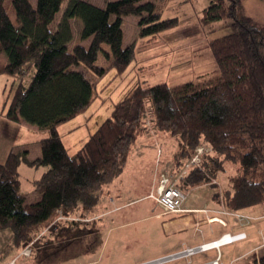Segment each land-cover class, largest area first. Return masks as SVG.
Masks as SVG:
<instances>
[{"label":"trees","instance_id":"1","mask_svg":"<svg viewBox=\"0 0 264 264\" xmlns=\"http://www.w3.org/2000/svg\"><path fill=\"white\" fill-rule=\"evenodd\" d=\"M13 5L18 25L0 0V75L19 80L2 113L49 133L40 140L37 158L29 159L28 149H18L0 162V231H12L14 247L36 250V264H57L63 260H58V250L77 246L84 233L80 222L60 226L59 212L82 215L97 209L101 192L125 171L137 141L148 132L142 125L148 105L156 130L179 140L176 166L184 165L201 143L208 144L187 184L207 181V173L219 178L232 163L238 171L223 193L227 210L246 214L244 209L264 202V23L248 13L245 0H209L204 9V23L224 21L229 27L209 42L221 71L218 77L174 85L138 81L74 154L59 126L89 109L97 98L98 79L109 69L123 74L137 59L138 42L124 43V16H141L140 36L151 39L175 28L179 18H162L155 2L142 0H113L104 6L89 0H37L36 5L13 0ZM74 18L82 21V38H91L88 47L70 46ZM101 53L111 60L108 67L97 63ZM23 162L48 167L34 182L40 194L36 201L21 190ZM44 227L55 240L39 235ZM251 264H264V254Z\"/></svg>","mask_w":264,"mask_h":264},{"label":"rangeland","instance_id":"2","mask_svg":"<svg viewBox=\"0 0 264 264\" xmlns=\"http://www.w3.org/2000/svg\"><path fill=\"white\" fill-rule=\"evenodd\" d=\"M30 1L33 5L37 4V0ZM89 1L99 6H104L108 1L113 0ZM142 1L155 2L157 12L161 14L162 18L178 17L179 24L175 28L164 31L160 36L151 39V36H140L141 16L133 14L124 16V43L126 45L133 40L138 42L137 59L123 74L116 75L114 69H109L104 76L98 79L97 98L89 109L85 113L77 115L71 121L59 126L62 139L71 154H74L88 140L90 133H93L100 123L110 115L114 102L122 99L127 91L138 81L143 80L151 85L161 82H168L174 85L187 81L200 82L211 80L221 74L213 52L209 47V42L213 38L227 33L229 27L224 26V21L212 24L204 23L202 18L209 0ZM3 3L13 22L18 25L13 0H3ZM245 4L248 13L264 23V0H245ZM60 15L61 13H59L58 17ZM112 19L114 20L115 17L113 16ZM72 27L73 39L70 46L72 47L75 44L81 43L88 47L91 38H82L81 19L74 18L72 20ZM104 48L109 50V46L106 44H104ZM2 60L4 63L7 62L8 58L5 54H2ZM110 62L111 60L106 59L103 53H101L97 63L108 67ZM34 72V67L29 70L24 78L25 83L30 81V77ZM92 78L96 79L94 75ZM18 83L19 80L10 74L0 76V90L4 87L2 94L3 102L11 101ZM151 108L148 105L147 112L142 120L144 129L148 130L147 134L136 143L130 161L121 177H118L113 183L103 189L97 209L92 212H86L82 214L83 216L80 211L69 216H63L62 212H59L57 220H61L60 226L69 224L72 220H78L80 228H83V234L85 235L80 234L83 237L77 240V243L78 241L79 243L76 247H64L57 251L56 255H59L57 256L58 260L63 259L57 264H134L181 249L185 247L183 244L192 246L204 240H214L215 236L211 235L208 230H205L203 233L184 232L176 236L167 237L162 235L163 233L159 229L162 227V222L158 218L161 216L159 212L162 207L152 197L153 188L151 186L154 171L155 169H159V177L161 173H165L171 175V179L176 180L185 164L176 166L177 157L181 153L179 140L169 133L156 130L153 121L155 116ZM73 127H76L73 133L66 135V131ZM0 137L3 141L9 139L6 140V143L10 144L12 143L11 139L27 141V130L12 127L11 125L4 126L1 125L0 121ZM28 137L30 140H33V136ZM204 145L208 146L206 143H201L197 148ZM197 148L187 158V162L195 155ZM18 149L17 147L15 148V150ZM24 149H27V147ZM237 171V165L227 163L225 169L220 172L219 178L207 173V181L196 184L197 186L188 184L189 187H193V190L189 191L191 194L187 197L186 204L191 202L201 204L204 200V195L210 187H214L218 191L222 190L224 193L225 186L228 185L230 178ZM187 178L188 175L185 176L184 181ZM32 185L27 183V171L23 170L22 191L24 190L30 200L36 196L33 188H30ZM148 194L149 196H147ZM126 202L128 204L121 205ZM257 206L260 210H264V202L257 204ZM107 210L110 211L100 214ZM218 210L216 211L222 214H230L224 212L227 209L220 208ZM166 215L170 216V213H166ZM209 215L210 210L207 209V212H205L206 218L203 220L205 224L206 222H219L225 227V232L229 231L226 222L221 217L215 216V214L213 216L210 215V217ZM196 221L199 222L200 220ZM240 221H242L240 222L242 227L249 225L246 224L245 220ZM243 222L246 223L242 224ZM200 224L195 231L200 230L202 221H200ZM165 226L168 228L167 230L172 228L170 224ZM39 235L44 237V239H56L47 227L42 228L39 231ZM11 239L12 231L10 229L0 231V264L6 261H9L8 264L12 261L13 264H36V250L32 249L30 254L24 255L22 253L23 250H19V248L12 245ZM222 252L224 260L235 257L237 255L236 244L222 247ZM216 254L217 250L211 249L192 256L191 260L182 258L165 264H191L192 261L193 263H197L214 258ZM262 254H264V249L261 252L249 253L243 259L242 257L237 258L234 264H243L245 261H251L257 255Z\"/></svg>","mask_w":264,"mask_h":264},{"label":"crops","instance_id":"3","mask_svg":"<svg viewBox=\"0 0 264 264\" xmlns=\"http://www.w3.org/2000/svg\"><path fill=\"white\" fill-rule=\"evenodd\" d=\"M2 75H4V74H2ZM3 90H4V87L1 88V90H0V121H1V125H4V126L11 125L12 127H18L19 129L22 128L24 130H27V141H24V140L16 141V139H11L10 141H12V143L10 144V143H6V140H9V139H6L3 141L0 137V162H4L7 159L9 153L12 150H15L16 147L19 149H24L27 147V149L29 150L28 158L29 159L37 158L38 156L41 155L40 140L43 137L47 136L49 133L47 130H42L36 125H28V124H23V123L11 121L3 113H1L3 111L2 108L5 104V102H3V98H2L3 97L2 94L4 92ZM75 129H76V127H73L72 129H69L68 131H66L65 134L66 135L72 134L73 130H75ZM28 136H33V140H30ZM61 136H62V134H61ZM34 148H36V149L33 151ZM131 154H132V152H131ZM130 157H131V155H130ZM129 161H130V158H129ZM47 169H48V167H46V166L35 167V166L29 165L26 162H23L19 167L20 179H21V190H22V171L25 170V171H27V183H29L31 185L33 184L32 186H30V188H33L34 192L36 193V196L34 197V199H32L33 201H36L40 197V194L36 191V189H34L35 188L34 182L36 180H38L39 178H41V176L43 175V173ZM121 175L119 177H121ZM158 184H159V169L158 170L155 169L154 175H153V180H152V186H151V188H153V191H152L153 193H156ZM202 186L206 187L205 185H202ZM225 187H227V185ZM189 188L191 191L193 190L192 189L193 187H189ZM22 192L25 194L24 190ZM149 194L147 196H149ZM190 194H191V192H189L188 196ZM27 197L29 199L28 195H27ZM138 199H140V198H138ZM138 199H136V200H138ZM32 200L29 199V201H32ZM125 204H128V203L126 202V203H123L121 205H125ZM183 207L186 209H209L210 215H212V216L214 214H215V216L218 215L219 217H221L226 222L229 231H231V232H238L241 230L247 231L248 236L246 239L239 241V242L232 243V244H226V245L221 246V255H222L223 264H234L237 258L242 257V259H243L249 253L251 254L253 252H261V250L264 249V210H260V208H258L257 205H254L252 207H249V208H246L243 210L244 213L249 214V215L254 217L253 222L250 225L245 226V227H242L233 215L222 214V213L218 212L219 211L218 209H220V208H224V209H227V208L225 207V204H224L223 191L222 190L218 191V189L216 190V188H214V187L208 188V191L204 195V200L202 201L201 204H199L197 202H191L189 204H186V202H184ZM216 210H218V211H216ZM108 211H110V210L104 211L100 214H104ZM164 213H165L164 208H162L161 211L159 212V214H164ZM100 214H98V215H100ZM210 215H209V217H210ZM195 216H196V220L202 221V226H201L200 230L195 231L197 228L191 229V230H185V229H183V227H178L177 225H174V224L172 225V228L168 230V232L166 231L168 229L166 226H162L159 229L163 233L162 235H165L167 237L168 236H176V235L184 233V232H201V233H203L205 230H208L211 235L215 236L214 239H216V238L220 237L223 233H225V231H226L225 227L219 222H214V223L206 222V224H205L203 222V220L206 217H205V214L203 212L202 213L200 212V213L196 214ZM203 238H204V236H203ZM208 241H210V240H204L203 242H208ZM203 242H201V243H203ZM198 244H200V243H198ZM234 244H236L237 255L231 259L224 260L222 247L234 245ZM193 245H196V244H193ZM183 246H190V245L183 244ZM177 250H179V249H177ZM177 250H173L170 252H174ZM167 253H169V252H167ZM164 254H166V253H164ZM161 255H163V254H161ZM158 256H160V255H158ZM155 257H157V256H155ZM211 259H213V258H211ZM211 259L202 260V261L197 262V263H193V261H192V264L204 263V262L211 260ZM11 260H13V259H11ZM8 263H9V261H6L2 264H8ZM243 264H251V261H247V262L245 261V263H243Z\"/></svg>","mask_w":264,"mask_h":264},{"label":"built area","instance_id":"4","mask_svg":"<svg viewBox=\"0 0 264 264\" xmlns=\"http://www.w3.org/2000/svg\"><path fill=\"white\" fill-rule=\"evenodd\" d=\"M207 146H201L197 148V152L195 155L185 163L182 167V171L178 176V179H171V175H167L165 173H161L159 177V184L156 190V193H152V197L157 201V203L164 208V214H161L158 218H160L162 222V226L170 224L171 226L177 225L178 227H183V229L198 227L200 221H196V214L198 212H207V209H186L183 207L184 202L188 197V193L190 189L186 181H184L185 176H187L191 169L196 168L202 159V155L206 151ZM181 180H183L181 182ZM216 181V180H215ZM225 213H232L230 211L225 210ZM166 213H170V216H167ZM238 219L245 220L242 224H250L252 221V217L246 214L233 212ZM198 229V228H197ZM168 232V230H166ZM248 236L247 232L239 231V232H231L227 231L223 233L220 237L208 241L203 242L197 245L185 246L177 251L169 252L154 258H150L147 260H143L134 264H165L174 260L186 258L190 259L191 257L206 252L211 249L217 250V255L215 258L208 262L199 263V264H223L222 255H221V246L226 244H232L240 240L246 239ZM22 253L24 255L31 253V248L26 247L23 249ZM13 264V261L10 263ZM192 264V263H191Z\"/></svg>","mask_w":264,"mask_h":264}]
</instances>
